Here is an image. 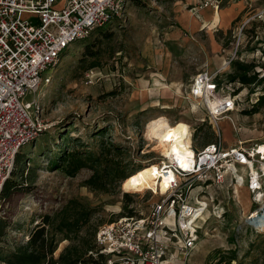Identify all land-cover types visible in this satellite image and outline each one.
<instances>
[{
	"label": "rangeland",
	"instance_id": "1",
	"mask_svg": "<svg viewBox=\"0 0 264 264\" xmlns=\"http://www.w3.org/2000/svg\"><path fill=\"white\" fill-rule=\"evenodd\" d=\"M192 1L128 0L121 20L96 28L89 37L71 43L57 65L46 72L51 75V80L40 87L37 99L42 119L48 126L17 155V166L23 168L24 185L9 199L0 200V218L10 223L0 240L1 252H9L26 241L42 215H54L69 199H77L95 208L90 223L79 232V236L87 237L89 233L95 234L102 224L129 215L125 207L132 208L133 214H145L149 205L159 198L150 189L140 191L129 181L134 172L122 183H113L107 192L93 191L84 186L91 170L81 168L73 176L67 175L65 167L68 164L60 160L63 153L77 151L97 155L102 147L111 144L122 147L121 157L130 167L140 169L156 163L162 157V148L145 138L144 123L159 114L178 129L186 128L189 132L188 123L198 127L191 138L196 148L215 140L211 127L205 122L200 124L196 117L203 108L186 98L191 76L207 68L209 57L225 54L227 49L233 51L239 26L264 9V0H221L220 7L235 1L243 2L245 7L240 21L230 29L214 31L220 25L218 9L214 23L205 26L209 34L203 31L195 36L189 34L186 47L177 49L166 39V33L178 29V19L184 20L183 14L190 11ZM255 19L248 22L242 31L236 55L240 60L243 58L242 63L249 67H253L257 60L261 62L260 52L264 54V21ZM148 42H153L156 49L157 65L163 60L162 51L167 48L170 51L169 61L162 66L166 71L168 69V78L177 82L160 80L169 86V89H161L171 92L173 88L178 95L177 102L165 103L164 106L162 103L154 104L153 101L161 100L156 96L161 89H151L145 98L147 90L143 89L151 87L156 73L161 74L158 66L141 60L140 53L145 44L149 46ZM94 51L98 54V66L90 67ZM239 52H246L245 57H240ZM249 69V73L255 71L254 67ZM89 70L94 78L91 84H86L85 73ZM225 71L222 76L228 69ZM230 74L228 72V76ZM151 77H154L151 83L142 88L136 86L137 82H143L137 78L148 80ZM138 87L141 88L140 99L134 94ZM232 88L234 93L238 92L241 102L230 117L220 121L222 140L229 145L250 138L263 145L264 106L259 107L256 113H244L264 94V86L255 82L238 87L233 85ZM32 97L33 94H28L25 99ZM168 104L174 106L168 108ZM193 105L198 113L192 112ZM235 119L239 130L230 125ZM184 143L190 148V137ZM115 156L118 155L112 152L109 158ZM55 160L58 168L51 167L49 162ZM198 186L195 185L193 193L207 196L208 207L200 222L198 243L187 257L186 264H228L233 253L236 260L230 264H264V225L255 229L245 222L256 208L247 189L237 185L233 189L227 184H212L208 188ZM69 243L68 240L59 241L54 256L57 257ZM175 256L172 262L165 264H180L182 257ZM0 264L5 263L0 261Z\"/></svg>",
	"mask_w": 264,
	"mask_h": 264
},
{
	"label": "built area",
	"instance_id": "2",
	"mask_svg": "<svg viewBox=\"0 0 264 264\" xmlns=\"http://www.w3.org/2000/svg\"><path fill=\"white\" fill-rule=\"evenodd\" d=\"M127 1L0 0V194L21 148L34 142L48 126L37 99L40 87L51 80L46 72L57 65L71 43L89 37L96 28L121 20ZM220 4L221 0H194L198 8L217 10ZM255 18L264 21V9L239 26L236 46L227 61L215 71H197L186 92L188 100L203 108L204 115L198 121L211 127L215 140L194 147L191 138L198 127L188 124L191 155H161L156 162L159 184L163 177L168 182L163 193L160 185L150 189L159 196L158 200L149 205L145 214L120 216L96 230L94 242L104 256L103 264H162L172 261L175 255H180L186 264L198 243L200 222L208 207L207 196L193 193L195 185L208 188L227 184L233 189L245 186L256 206L245 222L255 229L263 227L261 143L244 138L227 146L220 125L241 102L232 88L241 84L228 81V73L222 74L237 55L242 31ZM260 54L261 62L257 60L253 66L258 79L264 77V54ZM93 78L92 71L85 73L86 84H91ZM28 94H33L32 99H25ZM230 125L240 129L236 120Z\"/></svg>",
	"mask_w": 264,
	"mask_h": 264
},
{
	"label": "trees",
	"instance_id": "3",
	"mask_svg": "<svg viewBox=\"0 0 264 264\" xmlns=\"http://www.w3.org/2000/svg\"><path fill=\"white\" fill-rule=\"evenodd\" d=\"M91 56L93 61L90 67L98 66L97 51L91 53ZM249 68L253 67L238 65L239 72L230 74L228 81L241 85L258 82L264 86V77L258 79L257 71L249 73ZM261 106H264V94L258 98L257 103L251 109L245 110L244 114L256 113ZM122 151L121 146L108 144V147H102L97 155L72 151L63 153L60 160L67 162L65 173L69 176H73L81 168L90 169L91 175L84 181V186L93 191L107 192L113 183L120 184L131 173L139 169L127 164V161L121 157ZM112 152L118 156L113 159L109 158ZM17 162L19 159L16 156V165L4 182L0 200L9 199L12 193L25 183L23 168L17 166ZM49 162L51 167L58 168L56 160ZM124 195L128 196L126 193ZM125 208L127 214L134 213L132 208ZM94 213V207L77 199H69L54 215H42L40 223H37L26 241L17 244L9 252L0 251V261L5 264H103L104 256L98 253L94 242V232L89 233L87 237L79 236V232L90 223ZM9 226L10 223L5 218H0V240L6 234V228ZM61 240H68L70 243L55 257L54 251L57 248V243ZM233 260H236L235 253L228 258V264Z\"/></svg>",
	"mask_w": 264,
	"mask_h": 264
},
{
	"label": "crops",
	"instance_id": "4",
	"mask_svg": "<svg viewBox=\"0 0 264 264\" xmlns=\"http://www.w3.org/2000/svg\"><path fill=\"white\" fill-rule=\"evenodd\" d=\"M238 2L239 1L231 2V3H228L227 5L221 6L219 8L218 17H219L220 25H219V27L216 26L214 31L222 30V29L223 30L230 29L233 26H235L238 21H240V19H241L240 17L242 16V12H243V9L245 6H244L242 1H241L242 3L241 2L238 3ZM192 3H193V5H191V7H189V9H190V11L192 10L191 12L194 15L195 21H192V20H190V21L183 20L182 21L181 19H178V25H179L178 29L172 30V31L166 33V39L168 41L174 43L175 48H177V49H179V48L184 49L186 47V44H188V42H189V41H187V39H189V34L191 36H195V34L202 32V31L205 32L206 34H209L207 32V28L205 26L208 23L213 21L215 14L217 13V11H215L211 7L198 8L197 6H194V0L191 2V4ZM155 51H156V49L153 48V42H150L148 47H146V44H145L142 48L141 53H140L141 60L144 61V63H146V64L149 63L152 66H158L157 70L158 71L160 70L159 73H161V74L159 75L156 73L155 74L156 76H154L155 78H157L161 81H165V82H177L176 80H173L172 78H168V76H169L168 69L166 71L165 70L166 67H164L170 58V51L168 50V48L166 50L162 51L163 60H162V62L158 63V65L156 63ZM259 51H261V50H259ZM232 52H233L232 49H227V50H225V54L216 55L215 58L209 57L208 61H207V68H204V69L211 72V71H215L216 69L220 68L223 65V63L225 61H227V59L231 56ZM214 53H217V52H214ZM245 53L246 52H239V56L245 57ZM242 59L243 58H241V60ZM241 60H240V58H236V57L233 58L230 61L229 65L226 66V68L228 69L227 73L231 72V75L237 74L239 72L238 71V65H245L244 63H242ZM144 63H141V66H144ZM162 64H164V66H162ZM154 77H151V79H148V80L147 79L144 80V78H137V80L143 79V82H139V83L137 82L136 86H141V88H142L148 82L151 83ZM141 88H139V87L136 88V91L134 93L135 98H137V99L142 98L141 97L142 95L139 92V90ZM151 89H161V88L160 87H150V89H148V91L146 92L145 98H147V96H148L147 94L150 93ZM156 96H158L161 100L160 101L159 100L153 101V103L154 104L162 103L161 106H164L165 103H169L172 101L177 102V97H178V95L173 92V88L171 89V92H169V91L167 92V91L161 89V91H159ZM173 106L174 105H171V104L167 105L168 108L173 107ZM191 110H193L192 112L198 111V110H195V106ZM203 115H204V111L200 110V113H198L196 117H198L200 119L201 117H203ZM208 142H211V141H208ZM208 142H206V143H208ZM206 143H204L203 145H205ZM224 144H225V142H224ZM234 144L232 143V144H229L227 146H231ZM165 263L166 262H164V264ZM180 264H183V262L181 261Z\"/></svg>",
	"mask_w": 264,
	"mask_h": 264
},
{
	"label": "bare ground",
	"instance_id": "5",
	"mask_svg": "<svg viewBox=\"0 0 264 264\" xmlns=\"http://www.w3.org/2000/svg\"><path fill=\"white\" fill-rule=\"evenodd\" d=\"M183 18L185 21H190V20L195 21L194 15L192 14L191 11L185 12L183 14ZM212 23H214V20L212 21ZM151 87H160L164 89H169V86L166 83L161 82L157 78L153 80ZM148 89H150V87H146L143 90L148 91ZM228 120L230 121L232 120V118L231 119L229 118ZM144 136L146 139L157 144L158 148H162V151L160 152L161 155H166V156L176 155L179 157H183V156L191 155L192 153V149H190L186 145V143H184L187 141V138H189L188 130L186 128L178 129L175 126L170 125L168 119L162 114L150 117L146 120V122L144 123ZM260 152L264 153V144L263 145L259 144V153ZM159 175L160 172L158 170L157 164L150 163L146 167L140 168L137 171H135L130 176L129 181L140 191H142L145 188L155 189L160 185L161 187L160 191L161 193H163L165 191L168 182L166 177H163L159 184V180L157 179ZM164 262H168V260ZM173 264H175V262H173Z\"/></svg>",
	"mask_w": 264,
	"mask_h": 264
},
{
	"label": "water",
	"instance_id": "6",
	"mask_svg": "<svg viewBox=\"0 0 264 264\" xmlns=\"http://www.w3.org/2000/svg\"><path fill=\"white\" fill-rule=\"evenodd\" d=\"M259 216H261V215H259Z\"/></svg>",
	"mask_w": 264,
	"mask_h": 264
}]
</instances>
